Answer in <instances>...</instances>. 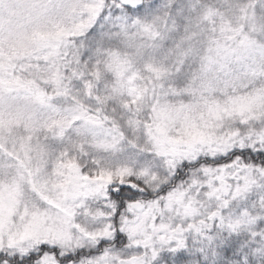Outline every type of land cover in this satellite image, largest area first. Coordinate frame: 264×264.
I'll return each mask as SVG.
<instances>
[{"label": "snow or ice", "instance_id": "snow-or-ice-1", "mask_svg": "<svg viewBox=\"0 0 264 264\" xmlns=\"http://www.w3.org/2000/svg\"><path fill=\"white\" fill-rule=\"evenodd\" d=\"M0 264H264V0H0Z\"/></svg>", "mask_w": 264, "mask_h": 264}]
</instances>
